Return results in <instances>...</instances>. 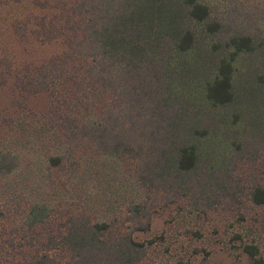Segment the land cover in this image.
I'll list each match as a JSON object with an SVG mask.
<instances>
[{"label": "rangeland", "instance_id": "rangeland-1", "mask_svg": "<svg viewBox=\"0 0 264 264\" xmlns=\"http://www.w3.org/2000/svg\"><path fill=\"white\" fill-rule=\"evenodd\" d=\"M197 2L216 35L188 25L183 0H0V154L19 163L0 180L9 223L39 204L51 229L130 234L139 264H264V0ZM104 36L120 49L99 74ZM231 38L250 48L232 64L231 101L214 107L206 88Z\"/></svg>", "mask_w": 264, "mask_h": 264}, {"label": "trees", "instance_id": "trees-1", "mask_svg": "<svg viewBox=\"0 0 264 264\" xmlns=\"http://www.w3.org/2000/svg\"><path fill=\"white\" fill-rule=\"evenodd\" d=\"M186 8V19L188 25H201L204 27L205 35L213 36L219 32V25L209 22L210 13L205 5L197 0H183ZM101 40L106 51L101 54L96 71L104 72L102 63L107 49L111 48L115 54L120 49L113 40L105 38ZM195 36L191 28L184 31L183 37L179 39L176 47L179 52L185 53L194 48ZM97 48H101L100 43ZM227 56L223 58L218 66L217 76L212 83L207 85L206 97L214 107L225 106L231 101L232 64L235 58L247 51L249 40L246 38H231L226 43ZM134 51H130L132 53ZM136 59L135 53L130 54V62ZM64 65L67 61L74 62L72 55H64ZM47 71V67H42ZM62 71V69H61ZM60 71V72H61ZM82 72V70H79ZM66 73L73 72L72 65L65 69ZM83 71L82 73H84ZM41 74L34 73L33 76ZM90 127V128H88ZM87 129L93 131L90 124ZM95 137V135H94ZM93 137V140L95 139ZM98 141L100 137H96ZM103 143V141H101ZM197 153L194 147L183 148L179 154L177 166L186 172L192 169ZM64 156H54L48 160L52 167H59ZM19 166L17 158L6 153L0 154V180L13 174ZM255 200L260 199L257 204L264 201V192L256 190ZM256 202V201H255ZM43 206L34 204L30 206L27 214L23 215L24 221L9 223L5 216L0 213V264H139L140 253L144 245L132 240L130 234L122 233L119 228L106 223H98L88 226L81 224L79 228L45 227L49 217L45 216ZM45 231V232H44ZM47 234V235H45ZM46 236V237H45ZM246 254L255 258L258 250L254 246L244 248ZM262 260H255V264H262Z\"/></svg>", "mask_w": 264, "mask_h": 264}]
</instances>
